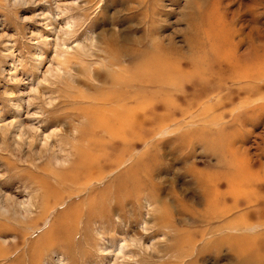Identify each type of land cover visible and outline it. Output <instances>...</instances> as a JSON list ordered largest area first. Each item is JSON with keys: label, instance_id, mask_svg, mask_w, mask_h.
I'll return each instance as SVG.
<instances>
[{"label": "rangeland", "instance_id": "374dc122", "mask_svg": "<svg viewBox=\"0 0 264 264\" xmlns=\"http://www.w3.org/2000/svg\"><path fill=\"white\" fill-rule=\"evenodd\" d=\"M212 44L234 57L212 59ZM156 56L184 76L159 68L171 84L128 89L137 130L87 133L85 107ZM82 152L104 178L58 181ZM231 163L246 187L221 183L209 206L196 176ZM63 213L79 217L46 240ZM1 232L0 264H264V0H0Z\"/></svg>", "mask_w": 264, "mask_h": 264}, {"label": "bare ground", "instance_id": "6f19581e", "mask_svg": "<svg viewBox=\"0 0 264 264\" xmlns=\"http://www.w3.org/2000/svg\"><path fill=\"white\" fill-rule=\"evenodd\" d=\"M210 37L214 40V42H228L229 40H231L230 35L228 36L226 34H224L222 37L220 35H212L211 33H209L207 35V38L209 39ZM202 46H204V45L199 43V45H197V49H200ZM204 48H205V46H204ZM210 49L213 52L215 51L213 53L214 55H213L212 59L216 60L218 58H221L222 60L223 59L229 60L232 57H234V55L231 52H226L220 45L216 46V44H214V45L212 44L210 46ZM212 59H210V61H212V64H211V62H208L207 65L205 66V68L202 65L201 66L196 65L197 71H192L189 75L195 76V74H197L200 77L205 76L207 74V71L213 70L217 65L220 64V63H218L219 61L214 62ZM199 62H200V60H199ZM202 62H204L203 59H202L201 63H199V64H202ZM175 63H177V62H174V61L172 62L168 59L156 56V57H153L149 60L146 59L143 64L141 63L139 69L142 70L143 73L140 76V78L137 77V79H134L132 82H128L126 80H121V79H117V78L115 80H112V84L120 86L121 90L112 91L108 94L102 95L96 101L97 102L96 105H93L90 107H85L86 108L85 109L86 110V116L88 117L89 122H90V124H88V125H90V128L88 129L87 133H89L92 136H97V137H101V138H105L107 136V137H110L112 139H116V138L126 139L128 137V134L132 133L134 130L135 131L137 130L138 124L140 123V122L138 123V121H139L138 120L139 119V113L138 112H139V107L142 104V102L139 98V95L137 93H133V92L129 93L128 89H133V88L138 89L139 88L138 86H140L142 84L147 88H156V87L159 88V87H163L161 85L165 84L164 86H167V85L171 84L170 81L172 80V77L170 76L168 78L167 72L172 71V76L174 79L184 76L183 72H181L182 69H179L180 66H182V65L181 64L179 65L178 63L175 64ZM158 66H161V67H158ZM201 67H203L206 70H204V69L202 70ZM155 68H157L156 69L157 72L154 74L153 70H155ZM159 68L162 70V72H166L167 76L159 75V73H161V72H158L160 70ZM171 69H174V70H171ZM199 70L204 71V72H201V71L199 72ZM149 71H151L152 73ZM169 73H171V72H169ZM123 101H126L128 103H124ZM201 115H203V113ZM197 117L199 119V116H197ZM217 120L218 119L212 118L209 120V122L216 123V122H218ZM134 139L136 140V137H133L132 140H134ZM136 142L137 141L132 143L133 147L135 146ZM103 148L104 147L102 146L99 149L103 150ZM79 157H80V161L82 162V165H83V166H81L82 168H80V170L78 167V170L75 171L74 173L68 174L64 177H59L58 175H54L55 178L58 181H61L63 183H65L68 180V181H72L76 184H79V176L81 174H84V173L90 174L89 180L94 178V179L100 181L102 178H104L103 169H101L99 167V164H98L100 159H97L94 156H90V157L86 156V154H84L83 157H82V155ZM230 157L233 159V156H230ZM98 158H100V157H98ZM223 158H225V157L222 154L221 159L223 160ZM233 164L231 163V165H230L231 167H228V168H230L229 170H222V171L218 172L217 175H215L213 177L206 176L202 173H199L198 176H196V178L198 179L197 181H198L199 186L203 188V193L205 195V198L209 201V203H208L209 206H213L215 203L218 204V203H220V200L223 199L221 194H220L221 196L218 195V191L220 189L219 186L222 185L221 183L225 182L228 185V189L230 191H234V186L236 185V183L240 180V178L242 176H240V178L237 180V177L241 172L235 170L236 175L234 176L235 172H234V165ZM133 168H138V165L132 166L131 171H133ZM102 175H103V177H102ZM128 178L129 177L125 176V178H122V179L125 180ZM46 179L48 180V178H46ZM243 183L244 182L240 181V182H238V184L236 186L246 187L245 184H243ZM86 186H87V184H86ZM86 186H83L81 189H84ZM37 189L44 191L43 194H44V196L47 195L46 198H49V194L53 190V188L50 186L49 181H48V183L45 182L44 184L37 183ZM5 200L6 199H4V201ZM22 204H24V203H22ZM30 204L32 205V203H30ZM250 206H251V204L248 205V207H250ZM232 209H234V204L228 209L229 212H232ZM70 214L71 213H63L62 215H60L59 220H57V222L54 225H51L49 227L46 234L44 235L45 236L44 238L46 240H49L57 232H59L58 236H62L64 234H66L65 233V227L69 223L74 224L79 217L78 213H74L71 216H70ZM240 224H242L241 225L242 227H243V225H245V227H247V225H248L247 223L245 224L243 222V220L240 221ZM259 226H262V225H259ZM6 233L7 232H1L0 234L6 235ZM8 233L14 235L15 232L8 231ZM22 233H21V231L16 232V237H18V244L20 243V241H22V237H23ZM232 237L233 236H231V239H232ZM231 239L229 238L228 240H231ZM228 240H227V242H228ZM232 240H234V239H232ZM56 241H58V239ZM224 241H226V239ZM224 241H222V242H224ZM232 244L234 245V241H232ZM232 248H233V246H232ZM232 248H231V250H232Z\"/></svg>", "mask_w": 264, "mask_h": 264}]
</instances>
